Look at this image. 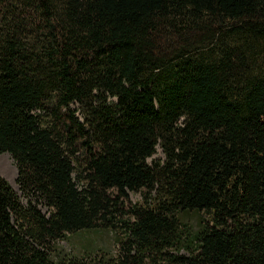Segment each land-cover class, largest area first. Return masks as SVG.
Masks as SVG:
<instances>
[{
	"label": "trees",
	"instance_id": "obj_1",
	"mask_svg": "<svg viewBox=\"0 0 264 264\" xmlns=\"http://www.w3.org/2000/svg\"><path fill=\"white\" fill-rule=\"evenodd\" d=\"M2 153L0 264H264V0H0Z\"/></svg>",
	"mask_w": 264,
	"mask_h": 264
},
{
	"label": "rangeland",
	"instance_id": "obj_2",
	"mask_svg": "<svg viewBox=\"0 0 264 264\" xmlns=\"http://www.w3.org/2000/svg\"><path fill=\"white\" fill-rule=\"evenodd\" d=\"M0 171L1 175L5 177L8 182L14 187V189L19 193L18 186L16 183L17 179V169L14 164L13 159L8 153L0 154ZM20 194V193H19ZM139 197L138 194H130V200L134 201ZM66 249H71L73 252L80 254L84 250V246L90 245L94 248H114V238L113 234L109 231L102 230H90V231H80L71 235L70 242H62Z\"/></svg>",
	"mask_w": 264,
	"mask_h": 264
},
{
	"label": "bare ground",
	"instance_id": "obj_3",
	"mask_svg": "<svg viewBox=\"0 0 264 264\" xmlns=\"http://www.w3.org/2000/svg\"><path fill=\"white\" fill-rule=\"evenodd\" d=\"M0 174H1V171H0Z\"/></svg>",
	"mask_w": 264,
	"mask_h": 264
},
{
	"label": "water",
	"instance_id": "obj_4",
	"mask_svg": "<svg viewBox=\"0 0 264 264\" xmlns=\"http://www.w3.org/2000/svg\"><path fill=\"white\" fill-rule=\"evenodd\" d=\"M13 187V186H12ZM14 188V187H13Z\"/></svg>",
	"mask_w": 264,
	"mask_h": 264
}]
</instances>
